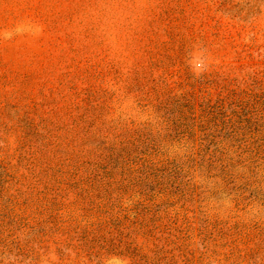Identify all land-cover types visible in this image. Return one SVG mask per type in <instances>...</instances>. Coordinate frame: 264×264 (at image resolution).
I'll return each mask as SVG.
<instances>
[{
	"label": "rangeland",
	"instance_id": "1",
	"mask_svg": "<svg viewBox=\"0 0 264 264\" xmlns=\"http://www.w3.org/2000/svg\"><path fill=\"white\" fill-rule=\"evenodd\" d=\"M170 60L262 80L264 0H0V264H264V165L191 159L197 126L159 156L178 177L120 168L94 197L112 137L75 120L157 125L136 96Z\"/></svg>",
	"mask_w": 264,
	"mask_h": 264
},
{
	"label": "trees",
	"instance_id": "2",
	"mask_svg": "<svg viewBox=\"0 0 264 264\" xmlns=\"http://www.w3.org/2000/svg\"><path fill=\"white\" fill-rule=\"evenodd\" d=\"M174 63L163 62L162 76L143 86L136 96L142 107H152L157 125L150 121L135 127L132 121L129 127L112 121V125L98 129L96 122L101 115L92 113L90 118L86 111L75 120L77 127L86 126L99 136L112 137L101 149L97 161H93V154H84L90 161L83 163L93 165L90 169L93 176L89 179L90 188L98 192L94 197L102 198L113 191L118 182L114 174L120 168L126 174L138 173L142 168L143 179L161 184L171 176L178 177L183 167L169 165L173 161L159 160V156L166 144L194 143L196 126L202 134L198 150L194 144L189 147L191 159L196 155L207 166L228 168L236 166L235 158L248 156L254 161L260 159L261 166L264 165V78L253 76L246 85L223 69L198 74L185 72L182 77L172 72ZM89 109L94 110L92 106ZM99 160H106L101 171L97 168Z\"/></svg>",
	"mask_w": 264,
	"mask_h": 264
}]
</instances>
